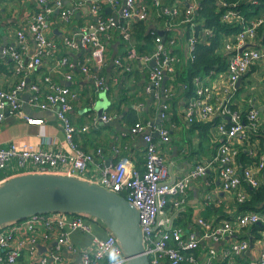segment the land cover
Here are the masks:
<instances>
[{"label":"built area","instance_id":"1","mask_svg":"<svg viewBox=\"0 0 264 264\" xmlns=\"http://www.w3.org/2000/svg\"><path fill=\"white\" fill-rule=\"evenodd\" d=\"M41 9L36 12L27 24V31L35 42V50L24 61L26 50V32H15V45L0 46V61L10 59L11 72L18 76L17 82L9 89L0 87V123L7 115L23 118L28 124L40 125L42 118L27 116L22 111L23 93L27 90L26 102L32 109L52 110L64 133L68 150L49 149L42 150L32 145L11 142L0 147V171H7L12 165L22 173H58L67 176H77L85 179L83 175L88 164H96V158L102 156V148L95 152H87L74 140V133L88 132L99 123H108L113 118L110 111H102L101 115L91 117L89 123L77 129L70 118L72 100L75 94L67 85L59 84L49 75H44L41 81L28 82L26 76L32 73L40 64L43 56H53L57 50L56 43L46 35L50 27L51 15L57 10L58 16L64 23L69 22L76 9L85 2L88 9L95 16L94 22L81 31L66 35L63 44L67 49L79 50L89 48L90 61L93 66L85 63L71 62L67 56L56 58L54 68L61 71L66 80H71L73 69L79 67L85 79L92 82L94 91L105 92L108 83L104 76L99 75L100 69L106 62V42L111 32L119 30V35L126 42L125 58L138 62L147 67L148 81L145 90L151 95L154 109L157 114L156 124L149 121L138 120L131 127V133L141 134L145 143L144 163L141 169L136 168L132 161L121 156L117 161L98 168V176L89 181L94 182L108 191L124 197L139 212L140 228L144 253L149 264H216L217 259L227 260L223 264H245L242 261H228L229 258L240 257L247 249L246 239H240L229 244L226 249L218 253L207 243L219 242L226 236L240 232L244 227L264 222V214L260 212H237L226 219L215 220L200 214L193 217V224L199 232L186 231L176 224V219L186 209V192L191 181L204 179L207 188L218 182L220 190L233 197L234 203L240 204L248 199L247 193L242 189L244 182L250 187H257L261 181L260 175L264 173V153L257 154L255 145L246 148L251 157L257 158L251 166L241 168L238 164L237 154L240 148L251 139L250 133L257 132L261 127L259 112L255 107L245 110H232L236 91L235 83L248 71V69L264 60V49L245 47L247 42L255 39L257 28L264 23V17L252 20L249 23L232 9H227L222 20L242 24V30L235 35L225 36L222 39L220 52L228 56L226 84L207 82L206 78L196 77L195 95L184 104L182 113L186 125L193 121L218 123L212 128L211 144L214 145L215 154L209 159L196 162L182 177H169L163 155L157 150L153 133H156L162 142H169L170 134L164 125L170 112V101L173 97V82L176 80V67L182 68L188 61L194 60L195 48L201 35L211 36L210 29L204 28L196 31L194 17L199 0H184L183 6L163 3L161 0H35ZM221 7L226 2L216 0ZM254 2V1H253ZM108 4L113 14L104 15L102 8ZM152 9L157 17L164 19L162 34H154V47L151 52L137 54L132 39L133 25L137 22H147L152 15ZM2 21L0 20V28ZM189 28L185 39V52L178 55L173 47L178 45L183 32L178 29ZM167 31V37L163 34ZM151 61L154 64H151ZM113 64L122 70H130L129 64H124L120 57L112 59ZM94 69V70H93ZM65 70V71H64ZM170 81L168 85L163 82ZM186 88V85H182ZM241 113H245L247 124L241 120ZM230 126L227 127L226 124ZM148 129L147 132H145ZM111 150L119 154L117 144L111 145ZM217 172V179L210 178V170ZM12 174L6 178L17 175ZM218 198L216 204L221 203ZM211 202L208 192L203 197L201 207ZM102 227L103 234H92V225ZM77 232L82 235H91L90 245L79 247L70 242V235ZM264 237V229L260 231ZM52 236L55 243L49 247L47 255L39 254L40 241H47ZM203 244V246H201ZM65 247V248H64ZM63 249L78 255V264H109L108 253L115 249L120 257L119 264H125L126 258L116 237L108 231L97 219L84 214H69L53 212L36 214L23 220L0 226V264H16L20 255L26 251L35 264H60ZM256 264H264V250L261 251Z\"/></svg>","mask_w":264,"mask_h":264},{"label":"crops","instance_id":"2","mask_svg":"<svg viewBox=\"0 0 264 264\" xmlns=\"http://www.w3.org/2000/svg\"><path fill=\"white\" fill-rule=\"evenodd\" d=\"M150 4V0H145ZM163 3H170L177 6H183L184 0H161ZM69 1L65 0V5H69ZM41 9V6L35 0H0V20L2 27L0 28V46L15 45V32L17 30L27 31V24L31 17ZM104 15L113 14V9L104 4L102 8ZM150 19L144 22L146 25L145 33H150L151 39L146 44L142 52L138 51L136 46L135 30L133 25L132 39L135 44L137 54H145L152 51L154 44L153 31L164 30V19L157 17L152 9ZM95 20L88 9V3L85 2L80 8L76 9L69 22L64 23L58 16L57 10L50 18V27L46 33L47 37L53 40L57 45V50L53 56H43L40 64L36 69L26 76L27 81H41L44 75H49L54 81L59 84L67 85L75 94L72 100V108L69 113L70 118L77 129H80L84 124L89 123L91 117L98 116L100 105L107 101L103 111L113 113V118L108 123H99L92 127L88 132L82 133L76 131L74 133L75 142L87 152H95V149L102 148V156L97 157L96 164H88L84 172L85 179H95L98 176V168L109 163L117 161L121 156L128 157L132 164L141 169L144 163V147L141 134L131 133L133 126L126 117L128 116L129 108H133L139 120L149 121L156 124L158 121L157 114L154 109V104L151 95L145 90L148 81V69L142 66L138 60L129 61L125 58L126 42L119 35V30L115 29L111 32L110 39L106 40V62L98 69V73L104 76L108 89L105 92H95L93 84L90 80L85 79L79 67L71 71V80H66L62 72L55 69V61L57 57L65 55L71 62H80L93 66L90 61L89 48L79 50L67 49L63 44V38L66 35H71L81 31L91 25ZM179 38L178 45L173 47V50L178 55H183L185 52V30L178 29V33H182ZM167 37V31L163 34ZM26 50L23 55L24 61H28L35 50V42L29 32H26ZM146 43V42H142ZM248 47H257L264 49V26L263 31L259 35L256 34L255 39L247 42ZM120 57L124 64L130 63V70H122L116 67L112 59ZM12 61L5 59L0 61V87L3 89L11 88L19 79L11 72ZM93 68H95L93 66ZM94 70V69H93ZM65 71V70H64ZM207 82H217L218 84H226V72H220L213 78L205 76ZM165 82L163 85L165 86ZM240 91L233 99V105L241 110L255 107L259 112V123L262 132H264V60L252 65L248 71L242 76L240 82ZM238 89V88H237ZM185 88L182 85H173V97L170 101V112L165 119L164 125L167 127L170 140L162 142L157 135L153 133L154 141L157 144V150L163 155L164 163L168 171V178H179L186 174L196 162L208 159L202 149H197L198 138L197 134L187 132L186 123L183 119L182 109L185 102L189 99L185 97ZM28 95L27 90L23 93L22 98L24 103L22 111L25 115L35 118H42L43 123L40 125L28 124L23 118L15 115H7L0 123V147L11 142L25 145H32L34 148L49 150L60 149L68 150V143L65 141L64 133L56 119L55 113L52 110H37L32 109L26 102L25 96ZM106 95L107 100L104 99ZM148 129L145 131L147 132ZM117 144L120 148V153L116 154L111 150V145ZM191 145V146H190ZM195 149L194 153L191 151ZM11 168H15L12 165ZM17 174V173H12ZM210 178L217 179V172L213 169L208 173ZM5 178L0 179L3 181ZM261 181L264 180V173L260 175ZM210 194L211 202L206 207H201L203 197ZM218 198H221V203L216 204ZM186 209L181 213L180 226L186 231L199 232L196 224H193V217L200 214L205 217L208 209L211 208V213L206 218L222 220L237 213V205L234 203L233 197L225 195L219 187L218 182L213 187L207 188L203 178L191 181L186 192ZM213 206V207H212ZM264 214V211L260 212ZM227 216V217H226ZM264 226V222H260ZM252 225L243 228L238 233L232 236H226L219 242L207 243L218 253L240 239H246L247 249L240 257L229 258L228 261H242L245 264H256L257 259L264 250V237L260 231L255 232ZM103 229L98 224L92 225V234H103ZM70 242H73L79 247L87 248L90 245L91 235H82L73 232L70 235ZM55 243V237L52 236L47 241H40L38 245L39 254L47 255L49 247ZM203 246V244L201 245ZM65 248V247H64ZM227 261V260H226ZM223 259H217L216 264L226 263ZM16 264H35L31 261L27 252L24 251L17 260ZM60 264H78V255L69 253L63 249V257Z\"/></svg>","mask_w":264,"mask_h":264},{"label":"water","instance_id":"3","mask_svg":"<svg viewBox=\"0 0 264 264\" xmlns=\"http://www.w3.org/2000/svg\"><path fill=\"white\" fill-rule=\"evenodd\" d=\"M240 82L241 78L236 81V88ZM105 104L107 101L97 107L98 115ZM53 212L97 219L118 240L125 264H149L143 249L139 212L124 197L87 179L58 173H22L1 181L0 226Z\"/></svg>","mask_w":264,"mask_h":264},{"label":"trees","instance_id":"4","mask_svg":"<svg viewBox=\"0 0 264 264\" xmlns=\"http://www.w3.org/2000/svg\"><path fill=\"white\" fill-rule=\"evenodd\" d=\"M226 2V7H221L217 4L216 0H199L198 8L195 13L194 22L196 31H200L204 28L210 29L211 36L201 35L195 48L194 60L188 61L182 68L176 67V80L173 85H186L184 95L187 98L195 95V84L193 79L196 77L209 76L213 78L220 72H224L227 68L228 56L220 52L221 42L223 37L229 35H235L242 30V24L237 22H225L222 20V15L227 9H232L241 15L247 23L252 20L264 17V0H223ZM254 1V2H253ZM169 3V2H168ZM263 26L260 25L257 28V35L263 31ZM136 46L139 52L144 50V47L149 43L151 39L150 33H145L146 25L144 22H137L134 26ZM185 34H189V28L185 30ZM146 42V43H142ZM170 81H165L168 85ZM165 84V85H166ZM240 91V87L236 89L235 96ZM232 110H237L234 105L230 107ZM126 117L127 121L134 125L139 120L135 114L133 108H129ZM241 120L244 124L248 123L245 113H241ZM218 123V120L212 122L193 121L187 127V132L197 134L198 146L197 149H202L205 152V156L208 159L215 154L214 145L211 144V130ZM230 126L229 123L226 124ZM263 129H259L257 132L250 133L251 139L244 144V147L240 148L237 154V162L241 168L251 166L257 161V158L251 157L246 152L247 147H251L257 140L258 145H255L257 154L264 153V132ZM191 146V145H190ZM195 149L191 151L194 153ZM207 160V159H206ZM204 161V160H201ZM21 170L18 168H9L7 171H0V179L6 176L12 175V173H19ZM216 185V182H214ZM242 189L247 193L248 199L240 204H237L238 212H262L264 211V183H261L257 187H250L246 183H241ZM213 207V206H212ZM211 208L205 214L208 217L211 213ZM227 217V216H226ZM180 218H177L176 224L180 226ZM252 229L255 232L264 229V226L259 223L253 224ZM248 227V226H247ZM246 228V227H244ZM243 230V229H242Z\"/></svg>","mask_w":264,"mask_h":264},{"label":"clouds","instance_id":"5","mask_svg":"<svg viewBox=\"0 0 264 264\" xmlns=\"http://www.w3.org/2000/svg\"><path fill=\"white\" fill-rule=\"evenodd\" d=\"M108 259H109V264H119L120 257L115 249H113L108 253Z\"/></svg>","mask_w":264,"mask_h":264},{"label":"rangeland","instance_id":"6","mask_svg":"<svg viewBox=\"0 0 264 264\" xmlns=\"http://www.w3.org/2000/svg\"><path fill=\"white\" fill-rule=\"evenodd\" d=\"M104 99H105V100H107V97H106V95H104Z\"/></svg>","mask_w":264,"mask_h":264}]
</instances>
